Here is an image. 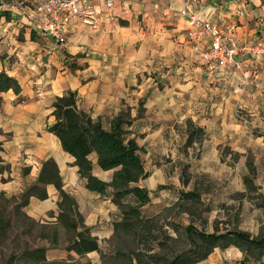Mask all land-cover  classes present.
Returning a JSON list of instances; mask_svg holds the SVG:
<instances>
[{"label":"crops","instance_id":"1","mask_svg":"<svg viewBox=\"0 0 264 264\" xmlns=\"http://www.w3.org/2000/svg\"><path fill=\"white\" fill-rule=\"evenodd\" d=\"M44 1L29 0L18 9L10 6V18L0 17V70L16 78L20 86L18 92L0 93V155L8 166L0 175V191L5 196L17 199L36 181L42 163L52 158L63 189L74 198L98 243L102 224L111 228L120 218L109 196L85 186L74 157L48 130L55 119L53 101L68 90L76 92L78 107L99 119L105 129H110L122 111L128 112L131 136L147 155L157 152L178 157L180 148L189 153L196 150L194 158L179 160L195 162L202 171L218 173L221 178L228 172L238 181L248 173L247 154L264 159V51L251 54L241 50L235 56L236 60L253 58L246 69L256 75L257 85L242 86L241 72L232 65L210 68L197 61L198 54L209 47L210 36L191 39L187 20L180 13L184 8L221 29L234 25L240 46L264 45V0H113L111 9L100 0L98 26L72 20L63 43L35 31L22 14L24 7ZM19 32L21 36H17ZM244 112L250 116L247 123L241 117ZM186 119L203 129L200 146L195 142L185 146ZM250 120L258 130L252 129ZM224 149L242 156L230 163L228 157H222ZM91 159L93 175L109 181L112 170L100 169L94 154ZM153 167L145 166L150 175ZM165 167L167 164L158 168L160 177L167 176ZM179 174L180 170L175 171L172 181H181ZM46 191L48 197L43 200L30 197L23 208L28 217L38 220L49 211L58 214L57 189L48 184ZM89 207L100 208L104 219L97 221L87 212ZM256 212L260 221L263 211ZM216 248L226 254L237 252L222 257L220 264H264V256L243 261V252L235 246ZM48 254L64 258L67 251L59 247L46 250V257Z\"/></svg>","mask_w":264,"mask_h":264},{"label":"trees","instance_id":"2","mask_svg":"<svg viewBox=\"0 0 264 264\" xmlns=\"http://www.w3.org/2000/svg\"><path fill=\"white\" fill-rule=\"evenodd\" d=\"M2 16L10 18V12L0 9V17ZM9 89L18 92L19 83L16 78L0 70V93ZM53 107L52 114L55 119L48 126V130L58 137L62 149L74 157L73 163L77 166L79 176L85 180V186L93 192L109 196L111 202L117 206L120 218L113 222L112 238H122L126 235L132 244L137 240L136 247L128 249L130 259L133 256L137 264H197L207 258L215 247L227 248L229 246H235L243 252V261L261 260L264 256V231L256 236L245 231L229 229L206 232L192 227L191 224L183 227L184 235L190 241V247L173 252L170 257L160 255L157 249L167 245V242H160L158 234L154 233L159 229V216L145 217L142 214V208L151 202L153 193L140 184V181L149 177L150 172L145 168L141 158V147L135 137L131 136L129 126L132 119L128 112L122 111L113 119L110 129H105L99 119L93 118L90 113L78 107L75 91L68 90L63 95L57 96L53 101ZM187 123L189 132L185 145L189 146L201 139L203 129L194 125L190 119ZM1 150L2 142L0 141V152ZM92 154L95 155V164L100 169L112 170L109 181L93 175ZM247 165L250 174L243 177L246 183L254 179L251 176L254 173V166L249 161ZM7 168L8 166L0 155V175ZM180 180L185 186L189 183L190 176L184 168L181 170ZM48 184L54 185L58 191V221L71 229L75 235L64 248L68 252L74 251L79 255L94 250L99 251L97 237L91 234L90 227L83 224V216L76 209L74 198L63 189L59 168L52 158L42 163L36 181L23 190L13 207L24 208L31 196L41 200L47 198L46 186ZM165 187L164 184L158 185V188ZM0 197H5L2 191H0ZM199 197V192L194 186L190 190L179 189L174 205L183 211H191L189 202L199 201ZM259 204L264 208V200ZM24 215L31 224L34 223L32 218L25 213ZM0 222H2L1 217ZM168 238L169 235L166 234L164 239ZM128 239L125 238L126 243ZM45 251L44 247H36L25 249L22 254L45 262ZM248 254H251L252 259H249Z\"/></svg>","mask_w":264,"mask_h":264},{"label":"rangeland","instance_id":"3","mask_svg":"<svg viewBox=\"0 0 264 264\" xmlns=\"http://www.w3.org/2000/svg\"><path fill=\"white\" fill-rule=\"evenodd\" d=\"M28 4L29 0H0V9L9 11L10 6H14L13 9H18L20 6ZM14 12L16 13V10ZM17 36H21V32ZM241 117L246 123L247 119L250 118L246 112ZM187 120L186 124H188ZM250 126L253 130H258L253 121L250 122ZM187 130H189L188 125ZM199 141L201 139L194 142L198 143ZM146 152L141 148L140 155L144 165L154 167L150 177L140 181V184L147 187L153 194L151 202L142 208V214L145 217L159 216V229L154 233L158 234L160 242H167V245L161 248L162 250L157 249L160 251V255L170 257L171 253L190 247V241L183 232V227L187 224L206 232L229 229L245 231L256 236L264 231V208L259 206V203L264 200V159L258 158L256 160L254 156L247 154L245 162L249 161L253 165L255 161L256 164L253 167L254 173L251 175L255 181L246 183L247 181L231 178L228 172H224L225 175L221 178L218 173L202 171L195 162L191 161V164H187L179 160L180 157L181 159L194 158L198 153L196 150H191L189 153L184 148H180L178 157L157 152L147 155ZM189 156L191 157L189 158ZM241 156L238 154L231 155L225 149L222 151V157H228L230 163H237ZM161 164H167L166 169L163 170L167 176H159L158 168ZM183 168L191 179L186 186L182 181H172L171 179L174 177L175 171L179 173V170L181 171ZM247 168V174H250L249 166ZM162 179L166 181H160ZM160 184H164L166 187L158 188ZM193 186L199 192V201L189 202L191 211H183L174 205L178 190H190ZM16 200L14 196L0 197V217L2 219L0 222V264H137V260L133 256L130 259V252L128 251V249L136 247L137 240L132 244L126 235H123L122 238H112L113 227L110 228L108 224L104 223L102 224V232L100 230L99 234L101 235L99 239L100 250L92 254L79 255L74 251L68 252L66 250L67 254L64 258L55 259L48 254L45 262L23 256L22 253L25 249L44 247L46 250H54L65 247L75 235L71 229L58 221V214L53 216V211H49L46 217H41L38 220L33 219L34 223L31 224L30 220L25 217L23 208L13 207ZM260 208L263 211V217L259 221L256 211ZM76 209L78 210L77 204ZM56 211L59 213V207L56 208ZM87 212L95 216L97 221L104 219L100 208L89 207ZM108 215L111 214L108 213L107 217ZM257 222L259 226H256ZM83 224L86 226L84 217ZM245 227L249 228L245 229ZM166 234L169 235L168 239H164ZM125 238L128 239L127 243ZM236 253L226 254L216 248L206 260L199 261L197 264H220L222 257L224 258L225 255L233 257ZM248 256H250L249 259H252L251 254ZM235 264H239V262L236 261Z\"/></svg>","mask_w":264,"mask_h":264},{"label":"built area","instance_id":"4","mask_svg":"<svg viewBox=\"0 0 264 264\" xmlns=\"http://www.w3.org/2000/svg\"><path fill=\"white\" fill-rule=\"evenodd\" d=\"M98 1L100 0H45L35 7H24L21 11L35 31L51 36L58 43H63L67 27L72 20H79L92 27L98 26L101 15ZM101 1L107 9L113 6V0ZM180 13L187 20V34L191 39L198 40L203 35L210 36L209 47L198 54L199 63L208 64L210 68L230 64L241 72L242 86L252 83L257 85L256 75L252 76L246 69L248 65L253 64V58L249 55L236 60L235 56L241 50L251 54L264 51L263 43L240 46L234 25H226L221 29L217 23L190 13L184 8Z\"/></svg>","mask_w":264,"mask_h":264}]
</instances>
